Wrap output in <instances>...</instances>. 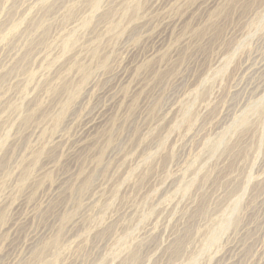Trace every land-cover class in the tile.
Here are the masks:
<instances>
[{
  "label": "rangeland",
  "instance_id": "obj_1",
  "mask_svg": "<svg viewBox=\"0 0 264 264\" xmlns=\"http://www.w3.org/2000/svg\"><path fill=\"white\" fill-rule=\"evenodd\" d=\"M0 264H264V0H0Z\"/></svg>",
  "mask_w": 264,
  "mask_h": 264
}]
</instances>
